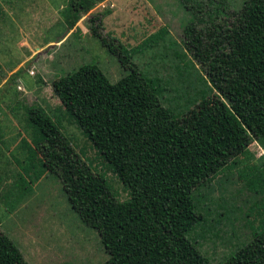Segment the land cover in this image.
I'll return each mask as SVG.
<instances>
[{"label": "trees", "instance_id": "16d2710c", "mask_svg": "<svg viewBox=\"0 0 264 264\" xmlns=\"http://www.w3.org/2000/svg\"><path fill=\"white\" fill-rule=\"evenodd\" d=\"M103 1L71 0L68 29ZM176 1L187 18L181 47L203 84L185 109L164 105L163 80L142 72L119 41L98 33L100 15L88 29L126 74L111 82L98 66L84 64L52 84L67 115L127 189V201L113 197L41 107L27 109L31 141L19 140L29 154L23 160L37 155L57 178L79 221L100 237L108 254L102 264H216L193 236L205 223L195 191L252 142L264 149V0ZM213 93L221 100L203 104ZM2 233L0 264H28ZM218 264H264V226Z\"/></svg>", "mask_w": 264, "mask_h": 264}, {"label": "rangeland", "instance_id": "374dc122", "mask_svg": "<svg viewBox=\"0 0 264 264\" xmlns=\"http://www.w3.org/2000/svg\"><path fill=\"white\" fill-rule=\"evenodd\" d=\"M51 1L57 5L61 0ZM63 7L59 16L75 15L68 2ZM10 11L15 15L13 7ZM17 15L20 26L7 13L0 24V231L16 244L28 264H102L108 254L100 237L79 221L57 178L41 168L37 155L23 160L29 154H22L19 140L31 141L27 109L41 107L71 150L105 180L113 197L127 201V189L67 115L52 84L84 64H95L111 82L126 74L117 56L88 29L89 19L100 15L98 33L119 41L123 54L142 72L163 80L168 89L164 105L185 109L186 101L203 89L199 66H192L181 47L187 18L176 0L102 2L82 15L79 29L65 38L68 25L63 20L33 26L31 13L23 11L21 20ZM25 17L31 18L32 26ZM158 32L162 35L148 41L149 35ZM50 40L54 43L36 51ZM31 50L35 53L23 68L14 76L6 73ZM219 99L213 93L202 103L215 106ZM195 196L205 223L193 236L202 254L218 264L264 226V149L252 142L246 154L201 185Z\"/></svg>", "mask_w": 264, "mask_h": 264}, {"label": "crops", "instance_id": "0c3cea01", "mask_svg": "<svg viewBox=\"0 0 264 264\" xmlns=\"http://www.w3.org/2000/svg\"><path fill=\"white\" fill-rule=\"evenodd\" d=\"M66 1V3L70 2L71 0H61L59 1V4L55 5L51 0H0V24L3 22V14L7 13L8 16L11 18L12 22L15 23L18 26H20L19 23L16 22L17 17L16 14H18V18L21 20L23 11L31 13V17H33V21L35 23L33 26H38L40 24H53L56 23L58 20H63V24L66 23V14H62V17L58 15V11L64 10L63 3ZM118 0H104L103 2H114ZM7 4L11 5L8 6ZM11 7H13L15 11V15L13 12H11ZM110 15H114V13L110 12ZM81 18V17H80ZM24 19H29V25L32 26V20L29 17H25ZM79 21V20H78ZM78 21L75 24V26L71 29H68L65 38H68L71 36L74 32V30L79 29L78 27ZM26 25V24H25ZM82 32V31H81ZM61 41V40H60ZM54 43L53 40H50L49 42H46L43 46L36 48L37 50L47 48L50 44ZM57 45V44H55ZM35 53V50H31L29 52V55L25 58V60H22L16 66L6 72L7 74H13L16 73L19 69L23 68V65L26 61L30 60L33 57V54ZM1 85V83H0Z\"/></svg>", "mask_w": 264, "mask_h": 264}]
</instances>
